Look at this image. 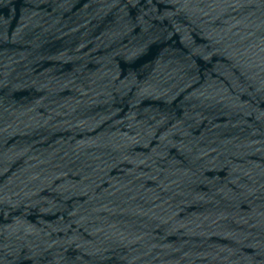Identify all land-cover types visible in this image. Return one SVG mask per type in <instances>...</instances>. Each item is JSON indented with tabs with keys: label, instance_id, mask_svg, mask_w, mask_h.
Wrapping results in <instances>:
<instances>
[{
	"label": "water",
	"instance_id": "water-1",
	"mask_svg": "<svg viewBox=\"0 0 264 264\" xmlns=\"http://www.w3.org/2000/svg\"><path fill=\"white\" fill-rule=\"evenodd\" d=\"M0 264H264V0H0Z\"/></svg>",
	"mask_w": 264,
	"mask_h": 264
}]
</instances>
